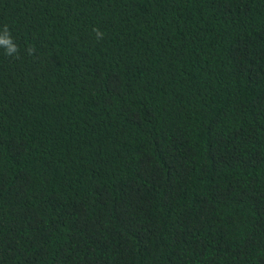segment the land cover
Segmentation results:
<instances>
[{"label":"trees","instance_id":"1","mask_svg":"<svg viewBox=\"0 0 264 264\" xmlns=\"http://www.w3.org/2000/svg\"><path fill=\"white\" fill-rule=\"evenodd\" d=\"M4 24L0 264H264V0H0Z\"/></svg>","mask_w":264,"mask_h":264},{"label":"clouds","instance_id":"2","mask_svg":"<svg viewBox=\"0 0 264 264\" xmlns=\"http://www.w3.org/2000/svg\"><path fill=\"white\" fill-rule=\"evenodd\" d=\"M93 31L95 32L97 40L103 39L104 33L99 28H94ZM0 51L3 52L5 57L11 59H19L21 56V47L14 39L12 29L7 24H4L0 28ZM24 51L29 56L35 54V49L31 46H27Z\"/></svg>","mask_w":264,"mask_h":264}]
</instances>
